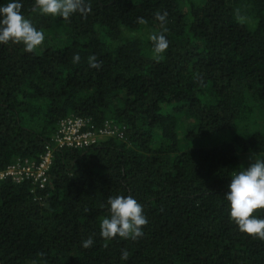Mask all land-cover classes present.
I'll return each mask as SVG.
<instances>
[{"label":"trees","instance_id":"16d2710c","mask_svg":"<svg viewBox=\"0 0 264 264\" xmlns=\"http://www.w3.org/2000/svg\"><path fill=\"white\" fill-rule=\"evenodd\" d=\"M18 2L45 40L33 53L0 44V168L37 159L67 115L123 129L54 147L42 186L0 179V264H264V240L239 230L225 196L238 152H264V0H86L87 17L68 20ZM58 24L65 41L54 45L46 30ZM161 32L157 62L149 34ZM242 119L261 125L234 130ZM224 130L229 139L207 143ZM121 195L142 205L144 235L105 241L107 200Z\"/></svg>","mask_w":264,"mask_h":264},{"label":"clouds","instance_id":"9594fccd","mask_svg":"<svg viewBox=\"0 0 264 264\" xmlns=\"http://www.w3.org/2000/svg\"><path fill=\"white\" fill-rule=\"evenodd\" d=\"M35 7L44 15L59 16L64 20H68L74 13H80L86 18L91 12V5L86 0H35ZM21 9L22 4L18 0H11L6 6L0 7V44H7L9 41L22 43L25 52L33 53L43 44L45 35L25 18ZM167 15L166 11L154 13L161 25L166 23ZM236 15L241 22L246 19L240 16L239 9L236 10ZM137 22L147 23L142 17H138ZM149 40L153 45L154 58L159 62L163 59L162 54L167 50L169 42L163 32L149 34ZM80 59L77 52L73 55L72 62L79 63ZM87 62L90 68H99L102 63L95 55L88 56ZM196 78L199 79V76ZM227 187L225 196L230 203V219L241 232L264 240V218L253 215L256 210L264 209V159L257 158L244 170L233 174ZM107 204L110 206V217H105L100 222V235L105 241L116 236L136 240L144 235L143 227L148 221L142 205L135 198L130 195L109 197ZM93 243V238L89 236L82 241V247L90 248ZM103 246L107 247V243ZM128 257L127 250H122L121 259L127 260Z\"/></svg>","mask_w":264,"mask_h":264},{"label":"built area","instance_id":"2783aa9c","mask_svg":"<svg viewBox=\"0 0 264 264\" xmlns=\"http://www.w3.org/2000/svg\"><path fill=\"white\" fill-rule=\"evenodd\" d=\"M122 129V125L112 124L107 119L99 125H94L88 117L67 115L56 123L50 141L44 145L37 159L15 157L0 168V177L14 181L28 178L31 183L42 186L54 147H80L94 143L107 135L121 137Z\"/></svg>","mask_w":264,"mask_h":264},{"label":"rangeland","instance_id":"374dc122","mask_svg":"<svg viewBox=\"0 0 264 264\" xmlns=\"http://www.w3.org/2000/svg\"><path fill=\"white\" fill-rule=\"evenodd\" d=\"M46 31H47L46 34H48V38L53 42L54 45H61L65 41L64 40L65 37L63 36L64 28L62 26H60V24H58L54 28H52L50 30H46ZM259 124L261 125V122L259 123L258 121L255 122L252 120L246 121V119H242L237 123V125L233 129L238 130V131L241 130V131L247 132ZM184 126H185L184 122L182 121L181 118L178 117L177 128H178V131L180 133L183 131ZM232 130L231 131L224 130V131L215 133L214 135H212L207 140V143L219 142L222 139H224V140L229 139L230 135L232 133ZM198 142H200V141H198ZM204 142H206V141H203V143ZM238 156H239L240 163H241V169H240V171H241V170H244L248 166V164L250 162L254 161L255 159H257V158L264 159V152H260V151L238 152Z\"/></svg>","mask_w":264,"mask_h":264}]
</instances>
